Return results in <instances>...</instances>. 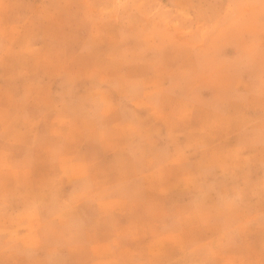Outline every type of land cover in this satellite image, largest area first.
Here are the masks:
<instances>
[{
	"label": "rangeland",
	"instance_id": "374dc122",
	"mask_svg": "<svg viewBox=\"0 0 264 264\" xmlns=\"http://www.w3.org/2000/svg\"><path fill=\"white\" fill-rule=\"evenodd\" d=\"M0 264H264V0H0Z\"/></svg>",
	"mask_w": 264,
	"mask_h": 264
}]
</instances>
